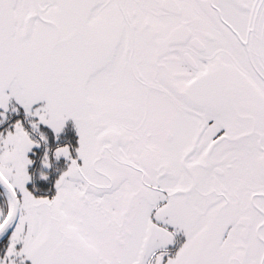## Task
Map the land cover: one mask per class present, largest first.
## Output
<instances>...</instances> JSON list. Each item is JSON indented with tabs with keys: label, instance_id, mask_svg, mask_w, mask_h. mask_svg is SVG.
Wrapping results in <instances>:
<instances>
[{
	"label": "snow or ice",
	"instance_id": "6c2138e0",
	"mask_svg": "<svg viewBox=\"0 0 264 264\" xmlns=\"http://www.w3.org/2000/svg\"><path fill=\"white\" fill-rule=\"evenodd\" d=\"M0 264H264V0H0Z\"/></svg>",
	"mask_w": 264,
	"mask_h": 264
}]
</instances>
